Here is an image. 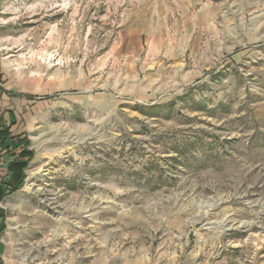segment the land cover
Segmentation results:
<instances>
[{
	"label": "rangeland",
	"instance_id": "rangeland-1",
	"mask_svg": "<svg viewBox=\"0 0 264 264\" xmlns=\"http://www.w3.org/2000/svg\"><path fill=\"white\" fill-rule=\"evenodd\" d=\"M0 60L24 264H264V0H0Z\"/></svg>",
	"mask_w": 264,
	"mask_h": 264
},
{
	"label": "crops",
	"instance_id": "crops-1",
	"mask_svg": "<svg viewBox=\"0 0 264 264\" xmlns=\"http://www.w3.org/2000/svg\"><path fill=\"white\" fill-rule=\"evenodd\" d=\"M6 73L3 61L0 60V210L4 216L0 218V264H24L23 258H20L16 251L15 242H18L17 236H20V227L13 230L9 229V221L19 223L24 218L22 211L23 201H13L12 209L15 213H9L5 207L8 198L15 200V196L24 191V185L28 176V169L31 161L34 159V150L30 148V138L27 134L29 127L28 113L22 111L13 101L19 97V93L11 87L3 85V75ZM22 100L27 103L36 102V100H51L52 96L36 97L34 95H21ZM25 151L32 152V156H24ZM28 162V166L23 170V182L19 178V172L15 170V163ZM15 187H18L16 190ZM17 210V212H16ZM36 210H30V217L35 216ZM3 230L1 231V228ZM7 231V236L3 237Z\"/></svg>",
	"mask_w": 264,
	"mask_h": 264
},
{
	"label": "trees",
	"instance_id": "trees-1",
	"mask_svg": "<svg viewBox=\"0 0 264 264\" xmlns=\"http://www.w3.org/2000/svg\"><path fill=\"white\" fill-rule=\"evenodd\" d=\"M24 156H28V157H31L32 156V152L30 151H25L22 153ZM15 170H17L20 174L19 178L22 180L20 182H18V185L19 186L22 182H23V178H24V173H23V170L28 166V162H20V163H15ZM18 187H15L14 190H16ZM0 198H3V194L0 195ZM4 214L2 212V210H0V218H3ZM4 227L1 228V231L3 230ZM1 233V232H0Z\"/></svg>",
	"mask_w": 264,
	"mask_h": 264
}]
</instances>
